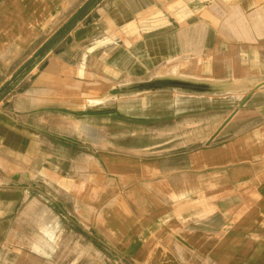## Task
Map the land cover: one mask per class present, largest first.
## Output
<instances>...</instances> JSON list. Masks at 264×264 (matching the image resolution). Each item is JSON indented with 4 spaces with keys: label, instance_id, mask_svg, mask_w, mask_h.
Wrapping results in <instances>:
<instances>
[{
    "label": "crops",
    "instance_id": "obj_1",
    "mask_svg": "<svg viewBox=\"0 0 264 264\" xmlns=\"http://www.w3.org/2000/svg\"><path fill=\"white\" fill-rule=\"evenodd\" d=\"M79 1L0 0V75L18 57L41 51ZM102 9L73 29L71 47L48 58L24 98L39 103L53 93L51 103H58L60 94L74 95L95 75L88 57L98 50L132 59L130 67L98 71L105 80L108 71L126 74L112 95L130 94L133 117L150 123L135 155L107 157L100 171L103 206L93 233L113 257L94 263L264 264V0H112ZM165 79L191 88L161 86ZM16 131L25 143L37 137ZM25 184L0 186V264L96 261L34 254L26 248L41 244L28 234L19 237L24 250L12 256ZM92 245L87 241V249Z\"/></svg>",
    "mask_w": 264,
    "mask_h": 264
},
{
    "label": "rangeland",
    "instance_id": "obj_2",
    "mask_svg": "<svg viewBox=\"0 0 264 264\" xmlns=\"http://www.w3.org/2000/svg\"><path fill=\"white\" fill-rule=\"evenodd\" d=\"M111 1L80 0L73 10L61 17L59 29L44 41L41 51L18 57L8 72L0 75L1 81L10 78L0 89V186L22 179L29 191L14 223L12 256L24 250L19 237L28 234L41 244L37 247L33 243L31 248H26L34 254L66 259L97 258L79 264H95L100 257H113L110 250L102 248L99 236L93 233V228L100 224L99 212L103 206L96 184L101 169H105L107 157L113 160L132 157L134 145L147 142L150 122L133 117L130 94L112 95L128 79L126 74L118 77L114 71H108L105 80L98 71H106V65L130 67L131 57L122 58L117 53L109 57L98 50L88 57V63L96 70L95 75L91 81L83 80L82 84L76 85L74 95L60 94L58 103H51L56 100L53 93L36 101L39 103L24 99L25 91L32 87L48 58L71 47L73 29L98 19L104 11L99 8ZM164 70L162 72L167 75H174L173 69ZM175 74L178 75L179 70ZM106 96L92 103L94 98ZM157 96L163 98L164 93ZM142 107L141 104V110ZM21 128L34 131L37 137L26 143L21 141L16 131ZM138 132L140 135L133 140V133ZM156 133L162 135L163 127L157 128ZM147 157V154L143 156ZM108 176H112L110 172ZM58 232L61 245L57 249L53 247V241ZM87 241L93 244V249H87Z\"/></svg>",
    "mask_w": 264,
    "mask_h": 264
},
{
    "label": "water",
    "instance_id": "obj_3",
    "mask_svg": "<svg viewBox=\"0 0 264 264\" xmlns=\"http://www.w3.org/2000/svg\"><path fill=\"white\" fill-rule=\"evenodd\" d=\"M161 86H177V87H185V88H191V86L187 85L185 82H182L180 80L175 79H165L160 81ZM120 92V89H115L114 93L117 94Z\"/></svg>",
    "mask_w": 264,
    "mask_h": 264
}]
</instances>
